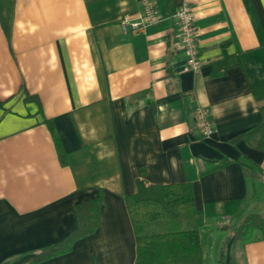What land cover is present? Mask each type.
I'll list each match as a JSON object with an SVG mask.
<instances>
[{"label": "crops", "instance_id": "obj_1", "mask_svg": "<svg viewBox=\"0 0 264 264\" xmlns=\"http://www.w3.org/2000/svg\"><path fill=\"white\" fill-rule=\"evenodd\" d=\"M141 1L0 0V264H135L124 196L137 178L192 184L203 264H216L247 214L263 213L264 149L236 137L261 120L264 0H188L197 72L186 70L169 0H153L157 22L123 31ZM222 157L232 161L207 171ZM99 196L94 232L36 261L76 229L75 206ZM235 246L226 264H264V239Z\"/></svg>", "mask_w": 264, "mask_h": 264}, {"label": "trees", "instance_id": "obj_2", "mask_svg": "<svg viewBox=\"0 0 264 264\" xmlns=\"http://www.w3.org/2000/svg\"><path fill=\"white\" fill-rule=\"evenodd\" d=\"M181 1L169 0L167 11L174 14ZM223 65L224 59L214 63L213 71L216 72ZM253 94L259 102L261 120L252 129L250 136L241 134L236 139L244 136L256 148L264 149V86L253 89ZM55 144L60 161L65 164L64 153L57 138ZM230 161V157H222L208 167L207 171L217 169ZM100 199L99 196L77 204L74 209L76 229L62 241L42 248L35 260L65 253L71 249L76 239L93 233L99 222ZM124 200L135 235V264H203L191 183L153 184L137 178L136 191L126 194ZM232 234L231 247L264 239V216L247 214L241 226L234 229ZM221 259L222 251L216 264H220ZM227 264H234L233 256L229 257Z\"/></svg>", "mask_w": 264, "mask_h": 264}, {"label": "built area", "instance_id": "obj_3", "mask_svg": "<svg viewBox=\"0 0 264 264\" xmlns=\"http://www.w3.org/2000/svg\"><path fill=\"white\" fill-rule=\"evenodd\" d=\"M141 11L135 18L122 16L120 25L123 31L140 32L148 25L158 21V13L153 0H142ZM174 17L178 23L180 45L186 57V70L197 72L201 67L199 46L197 43V28L195 25V12L188 0H182ZM195 124L202 138L208 139L214 132L210 113L205 107H197L193 111Z\"/></svg>", "mask_w": 264, "mask_h": 264}, {"label": "rangeland", "instance_id": "obj_4", "mask_svg": "<svg viewBox=\"0 0 264 264\" xmlns=\"http://www.w3.org/2000/svg\"><path fill=\"white\" fill-rule=\"evenodd\" d=\"M256 185H257L256 186V191L260 194L259 195V198L257 199V203L256 204L261 207L263 205V203H264V196H263L264 195V183L263 184H256ZM261 193H262V195H261ZM258 216L259 217L264 216V211H263L262 214H258ZM233 231H234V229H233ZM228 240H229V236L226 235L225 240L223 241V246L221 248V250H222V259L220 261V264H226V261H227V253L232 252V249L234 250V246L231 247L230 244H228ZM217 262L218 261H216V263Z\"/></svg>", "mask_w": 264, "mask_h": 264}]
</instances>
